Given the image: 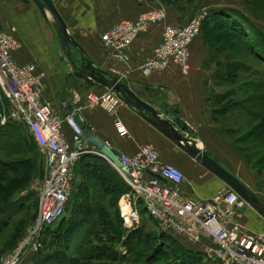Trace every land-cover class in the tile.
Here are the masks:
<instances>
[{"label":"built area","instance_id":"obj_1","mask_svg":"<svg viewBox=\"0 0 264 264\" xmlns=\"http://www.w3.org/2000/svg\"><path fill=\"white\" fill-rule=\"evenodd\" d=\"M210 15L199 12L186 26L166 25L153 54L139 67L146 75L162 73L170 66L182 74L191 71V47L202 33ZM165 10L149 11L136 21H123L103 35L102 41L110 58L116 62L129 60L128 50L140 35L153 25L163 23ZM17 30L0 32V90L7 99L8 121L25 126L45 158L47 173L38 190L39 216L29 235L17 252L5 264H22L43 248L47 231L65 215L74 194L76 168L85 156L105 159L120 174L129 188L119 201L124 227L135 231L143 222L142 212L164 234L175 235L198 248L207 264H264V232H252L244 224L248 204L230 188L223 189L213 200L191 197L183 189L184 173L176 166L165 164L157 149L150 145L139 147L136 155H117L123 168L102 154L85 137L76 118L79 110L67 112L70 103L63 102L61 111L46 96L45 75L34 64H20L16 54L23 43ZM122 101L110 91H90L86 108H104L114 113ZM80 117V116H79ZM121 139L132 140L127 126L116 119L114 123ZM112 149L110 142L105 143ZM9 260V262H8Z\"/></svg>","mask_w":264,"mask_h":264},{"label":"crops","instance_id":"obj_2","mask_svg":"<svg viewBox=\"0 0 264 264\" xmlns=\"http://www.w3.org/2000/svg\"><path fill=\"white\" fill-rule=\"evenodd\" d=\"M52 1L70 35L84 51L83 57L127 84L132 93L151 106L162 120L170 121L176 130L180 131L181 128L187 127L188 131L183 133L185 137L190 136L197 147H204L215 161L242 181L253 193L255 192L250 183V172L246 163L211 130L214 126L212 111L208 104L209 85L217 79L216 71L219 70V65L225 67L227 63L217 58V50L210 48L207 38L202 34L191 47L189 76L185 77L174 65L165 72L151 75H146L139 69L152 56L155 47L161 41L166 25H188L195 15V12L189 9L188 3L193 0H186L184 5L178 6L170 3L173 0ZM32 6L36 8L47 30L49 40L58 44V52L68 67V72L60 78H49L42 68L43 58L16 24L15 18L30 12ZM160 10L166 11V20L153 25L147 33L139 36L128 50L127 62L113 61L102 41L103 35L123 21H136L146 12ZM11 28L17 30L16 37L23 43V49L16 54V60L20 64L36 65L38 71L45 75L46 96L54 103L56 111H61L62 103L68 101L70 106L67 112L79 110V116L95 136L104 143L110 142L112 150L117 155L133 156L138 153L140 146L154 147L160 153L162 162L176 166L184 173L183 189L193 198L213 200L223 189L228 188L123 102L114 113L104 108H86L85 103L90 91L101 94L108 90L98 85H90L73 74L54 29V19L48 11L43 15L29 0H0V32H8ZM73 50L75 49H71L72 54ZM77 56L80 61L82 56L79 52ZM70 76L74 79L70 80ZM116 119H120L127 126L132 140L118 137L114 126ZM244 224L252 232H264V218L250 206L244 210Z\"/></svg>","mask_w":264,"mask_h":264},{"label":"rangeland","instance_id":"obj_3","mask_svg":"<svg viewBox=\"0 0 264 264\" xmlns=\"http://www.w3.org/2000/svg\"><path fill=\"white\" fill-rule=\"evenodd\" d=\"M185 1L173 0L170 3L173 6H178L179 4L184 5ZM188 3L190 4L189 9L195 12L188 24L204 9L209 11L227 9L232 11V15L235 17L246 19V22H244L245 28L238 26L236 22L235 25L233 24L235 29L239 30L241 28L244 31L226 29L208 38L210 48L217 50V58L223 60V63L229 62L248 67V73L244 71L239 73V81L235 85L222 82L220 77L215 82H212L209 85L208 104L212 111L214 126V128H211L212 132L222 139L246 163L250 172V183L255 191L254 194L264 202V131L259 133L257 129L260 121L252 118L250 120L249 118L246 119L244 114L237 109L230 110V107L234 106L235 102H244L246 98L254 95L252 94L254 88L264 82V63L255 55V43H251L255 38L249 37L250 34L255 35L258 29L264 33V0H193L192 2L188 1ZM31 9L27 14L18 15L19 17L15 18L16 24L23 31L22 33L27 41L38 50L41 58H43L42 63L44 66L42 68L46 71L49 78H60L68 72V67L64 62L63 56L58 52V44L49 40L47 30L37 14L36 8L32 6ZM256 39V44L258 42L262 43L259 37H256ZM73 51L74 59L79 61L77 59L79 58L77 56L78 52L76 50ZM218 72L219 70L216 71V75H218ZM69 79L72 80L74 77L70 76ZM246 83H248L249 88L248 94L245 92L244 87L240 88V85L245 86ZM231 91H234V95L227 100H218L216 98L217 95L231 94ZM258 105L260 107L261 104H252L251 102L249 107L256 113ZM9 110L10 105L0 90V123L3 122L4 118L9 117ZM227 111L230 112L228 113ZM10 123L11 121H8L5 125H1L0 129L8 127ZM23 127V125H19L23 138L19 141L17 140L18 144L5 137L0 140L3 141V144H11L14 147V150L8 152L0 150V164H2L0 165V206L12 203L15 205L14 209L16 211V214L6 220L5 227L0 226V264H5L8 257L19 250L30 230L36 224L39 216L38 190L42 186L47 173L45 158L40 154L36 142L30 134L23 130ZM21 142H25L26 145L24 144L25 146L21 147L19 144ZM259 160L262 161L260 162ZM22 164L24 165L23 167ZM113 169L119 176V172L115 168ZM85 181H88L91 185L96 182L91 174H78L74 183V196L71 198L69 210L65 215L66 219L71 217L81 185ZM94 192L93 187L88 190L93 205L94 197H97V200L101 199V192L97 194ZM77 199L79 203H84V206L89 209L90 201L88 202L83 197H78ZM110 213H115V211L113 210L112 212L107 209L102 215L107 217ZM58 225L53 227L48 233L43 250L36 255L29 256L22 264H43L42 259L58 252L60 256H58L57 260L51 261V263L67 264L66 257L69 250L65 248L64 239L59 236L56 240L54 237L56 236L54 232L58 229ZM123 228L122 231L116 230L114 233L124 236V241L134 231H128L124 225ZM153 246L154 243H150L147 249L150 250ZM120 247V251L125 254L127 252L125 248L123 246Z\"/></svg>","mask_w":264,"mask_h":264},{"label":"trees","instance_id":"obj_4","mask_svg":"<svg viewBox=\"0 0 264 264\" xmlns=\"http://www.w3.org/2000/svg\"><path fill=\"white\" fill-rule=\"evenodd\" d=\"M235 22L238 26L245 28V18L235 17L232 15V11L227 9H213L210 11V15L203 26L200 37L203 34L208 40L210 36L217 34V32L226 29L231 31L238 30L234 28ZM238 31L242 32L244 30L240 28ZM249 37L255 38L251 41V43H255V55L264 63V33L258 29L255 35L250 34ZM256 37H259L262 43L258 42L256 44ZM241 71L248 73V67L228 62L225 67L219 65L217 78L220 77L222 82L235 85L239 81V73ZM243 87L248 94V83L245 86L240 85L241 89ZM230 93L217 95L216 98L218 100H227L234 95V91ZM252 94L254 95L249 97L246 95L248 97L246 101L235 102V105L229 109L239 110L246 119L249 118L250 120L252 118L260 121L257 129L261 133L264 131V82L254 88ZM251 102L252 104H261L260 107L259 105L256 107V113L249 107ZM227 112L229 113L230 111ZM23 128L26 133L30 134L25 126ZM20 130L19 124L11 122L8 127L0 129V140L5 137L18 144L17 140L19 141L23 138V133ZM19 144L21 147L26 145L25 142ZM10 145H7V143L3 144V141H0V150L6 152L14 150V147ZM259 161L261 162L262 160ZM113 168L105 159L97 156H85L79 162L76 168V178L80 173H87L91 174L92 178L96 180L93 185L85 181L81 185L78 194V197H83L88 202L90 201V207L88 209L87 206H84V203H79L77 197L71 217L66 219L65 215L69 210L71 199L64 217L47 231L43 247L46 244L48 233L59 224L58 229L54 232V235H56L54 237L56 240L59 236L64 239L65 248L69 250L66 257L67 264H204L203 254L198 248L191 246L175 235L161 233L157 225L145 215V211L142 212L143 222L141 227L129 234L124 241V236L114 233L116 230L122 231L123 222L120 217L118 201L122 195L129 192V188L120 174L118 176ZM91 187L95 190L94 193L101 192L100 200L94 197V205L91 203L90 194L88 193ZM14 206L12 203L0 206L1 227H5L6 220L16 214ZM107 209L112 212L114 210L115 213H110L107 217H104L102 214ZM150 243H154V246L148 250L147 246ZM120 246H123L127 251L125 254L120 251ZM58 256H60L59 252L55 255H48L42 259L43 264H55L51 263V261L57 260Z\"/></svg>","mask_w":264,"mask_h":264},{"label":"water","instance_id":"obj_5","mask_svg":"<svg viewBox=\"0 0 264 264\" xmlns=\"http://www.w3.org/2000/svg\"><path fill=\"white\" fill-rule=\"evenodd\" d=\"M34 3L43 15L48 11L54 19V29L61 43L62 51L68 58L72 72L75 76L86 81L90 85H98L112 92L128 107L134 109L143 119L158 129L168 139L174 142L180 149L192 157L199 165L221 180L228 188L239 195L250 207L256 210L264 218V202L260 200L242 181L227 171L222 165L215 161L204 147H197L195 141L185 137L183 133L188 131L187 127L176 130L175 126L166 120H162L156 111L148 104L141 101L129 86L119 81L106 71L98 68L88 58L83 57L84 51L70 35L68 28L56 9L52 0H29ZM77 50L82 56L80 61L74 59L71 49ZM79 126L83 129L85 137L102 154L107 156L118 169L128 172L122 167L118 156L112 149L95 136L94 132L85 124L81 117L76 118Z\"/></svg>","mask_w":264,"mask_h":264}]
</instances>
